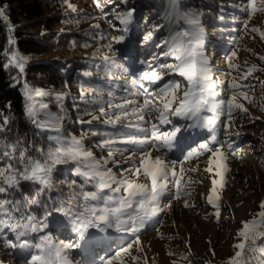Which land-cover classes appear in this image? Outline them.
<instances>
[{
  "label": "rangeland",
  "instance_id": "rangeland-1",
  "mask_svg": "<svg viewBox=\"0 0 264 264\" xmlns=\"http://www.w3.org/2000/svg\"><path fill=\"white\" fill-rule=\"evenodd\" d=\"M122 1L99 0L98 7L97 0H65L67 9L89 13L88 25L93 30L91 36L97 40L96 48L103 54L108 67L100 76L111 82V88L107 93H103L102 97L93 95L96 104L92 103L82 113L83 117L73 115L70 111L72 115L67 118L61 116L59 123L52 124L58 131L64 125L75 126L76 131H68L69 138L82 139V147L91 152L96 160H107L106 167L112 169L118 179L128 176L125 169L134 167L132 163L126 162V157L136 148L148 147L127 145L120 141L127 136H150L153 124L161 131L170 130L171 125L160 123L158 113L155 112L151 115L145 114L142 121L130 117L109 123L110 119L114 120L116 114V110L109 108V104H122L125 100L142 104L144 91L133 81L145 71L155 69L161 64L175 63L173 57L165 56L163 49H155L152 56L150 51L141 55L136 50L135 38L139 32L134 24V13L125 41L112 42V36L123 34V25L119 23L118 15L133 10L137 2L130 0V7L121 3ZM169 2L171 3V0ZM183 2L200 5L186 12L177 10V15L183 23L182 30L190 28L182 18L183 15L195 16L199 21L202 50L209 61L211 76L216 84L217 101L226 102L230 96L235 95V102L243 105L246 110L233 109L229 116L225 105L224 113L219 116L214 131L186 127L192 122L176 116L169 117L173 124L180 126L183 131L177 147L168 154L169 157L173 160L183 159L192 149H197L199 153H194L183 164L185 171L182 188L190 193V197L175 199L174 181L170 178L168 190L160 199V206L164 210L157 213L140 233H117L112 229L100 233L96 229H90L91 236H86L81 242L70 219L52 210V214L48 216L49 227L44 232L31 233L32 242H36L34 238L38 235L47 234L52 236L54 243H79V247L68 250L71 264H107L116 251L129 245L132 246L130 250L118 260H114L113 264H225L227 259L234 255L233 245L240 241L237 233L243 222L253 219L261 211L260 203L264 201V59H261L264 57V38L260 33L264 32V12L252 14L249 19L245 12L248 7L246 0H178L176 6ZM256 7H264L261 0H256ZM246 20L247 28L244 27ZM252 28L259 31L253 32ZM149 34L151 33L147 32L144 37L139 38V43ZM232 52H235L236 56L229 62L228 57ZM81 53L86 54L87 51L75 46L69 50L54 51L48 56L62 55L63 58H69ZM253 66L257 70L244 78V74ZM182 80L183 78L175 73H167L163 81L144 83L148 90L155 91L164 83ZM230 84L239 87L234 89ZM186 87L187 82L184 81L179 94L182 95ZM83 97L88 96L82 95ZM71 108H75L74 105ZM101 108H104L108 115L103 114ZM83 122H99L109 129L104 132L86 130L80 126ZM212 135L216 136V143L212 147H221L225 157L223 163L227 168L223 186L218 188L219 200L216 203L220 209L219 221L215 216V207L208 203L211 181L219 177L215 176V169L211 173L206 171L210 153L199 151V145L209 142ZM109 139L115 142L105 144ZM160 154L153 150V156ZM68 162L76 172L77 162ZM180 167L178 163V174ZM72 181L79 185L83 184L84 178L76 174ZM138 182L147 181L141 177ZM72 183L68 184L70 193H56V208L60 206V201L68 200L73 191L70 187ZM87 189L93 190L91 183L87 185ZM52 190H55L54 187ZM185 199L189 207H185ZM167 205L170 207H166ZM32 214L37 219H43L46 213L41 217ZM26 238H21L20 242ZM137 238L139 244L136 243ZM261 242H264V238L258 239L256 245L264 248V243ZM13 243H17L15 234L5 229L4 234L0 236V264H30L31 256L37 254L38 250L9 247V244ZM183 256L188 258L182 259ZM250 259L251 264H264V254L253 253Z\"/></svg>",
  "mask_w": 264,
  "mask_h": 264
},
{
  "label": "snow or ice",
  "instance_id": "snow-or-ice-1",
  "mask_svg": "<svg viewBox=\"0 0 264 264\" xmlns=\"http://www.w3.org/2000/svg\"><path fill=\"white\" fill-rule=\"evenodd\" d=\"M246 2L248 7L245 8V12L249 19L252 14L264 12V7H256V0H246ZM171 3L175 8L178 0H171ZM261 3L264 4V0H261ZM68 6L72 7L71 4ZM97 6H100L99 0H97ZM133 13L134 9L118 15L117 19L123 25V34L112 36V42L125 41ZM3 17V11H0V18ZM182 18L190 28L177 31L168 42L169 50L165 53V56L173 57L175 63L161 64L155 69L145 71L142 76L133 81L138 83L144 91L142 104H135L131 100H125L122 104H109V108L116 110L114 120L110 119L109 123H116L130 117L142 121L145 114L151 115L155 112L158 113L160 123L171 125L170 130L161 131L157 125L153 124L150 136L145 135L143 138L127 136L120 141L127 145L148 146L136 148L126 157V162L134 165L133 168L125 169L128 176L118 179L112 169L106 167L108 161L96 160L91 152L82 147V139L76 137H71L67 141L61 137L53 138L55 146L35 150L40 158L30 155L28 148H21L19 141L7 143L0 140V160H7V163L0 167V236L4 234L5 229H8L15 234L17 241V243L9 244V247L38 250L37 254L31 256L30 264H71L68 259V250L80 245L77 242L54 243L52 236L47 234L38 235L34 238L36 242H32L33 238L30 234L44 232L49 227L48 216L52 213L46 212L43 219H37L25 209L30 205L40 204L38 198L31 200L25 198L21 203L3 196L9 190L16 189L21 180L39 183L41 189L36 194L39 197L43 191L46 189L50 191L54 187L52 173L57 165L67 163L69 160L77 162L76 174L83 177L84 182L78 185L73 181L70 186L73 191L68 200L60 201V206L54 211L70 219L73 230L81 242L86 236H91L90 229H96L100 233H105L109 229L117 233H140L157 213L164 210L160 206V199L168 190L170 178L174 181L175 199H180L182 196L190 197V193L182 188L181 182L185 171L183 164L194 153H199L197 149H192L183 156V159L173 160L169 157L168 154L177 147V142L183 135L182 128L173 124L169 117L176 116L191 121L192 123L186 127H200L214 131L219 116L224 113L225 105L229 116L233 109H243V105L235 102V95L230 96L226 102L217 101L216 84L211 76L209 61L202 50L199 21L195 16L183 15ZM244 27H248V20L244 22ZM251 31L258 32L259 29L252 28ZM260 35L264 38V32ZM150 38L151 34L146 36L145 40ZM235 56L236 53L232 52L228 57L229 62ZM26 63L23 56L12 53L7 66H15L19 72L23 73ZM255 70H257L255 66L249 68L244 78ZM167 73H175L183 80L164 83L155 91L146 88L144 82L163 81ZM184 81L187 82V87L181 95L179 93ZM24 87V94L28 101L27 114L34 123H38L35 117L39 112L44 111L47 105L37 103L36 97H42L44 93L39 89L30 88L27 83ZM230 87L235 89L239 85L230 84ZM245 98L247 99L246 95ZM100 111L108 115L104 108ZM49 116L51 117V114ZM51 119L53 123H59L58 117H51ZM8 122V118L4 117L0 123V132L4 131ZM114 142L109 139L105 141V144L110 145ZM215 143L216 136L212 135L209 142L199 145V151L210 153L206 171L211 173L215 169V176L219 177V179H212L208 195V203L215 207V216L219 221L220 209L216 203L219 200L218 188L223 186V177L227 168L223 163L225 157L221 147H212ZM153 150L161 154L153 156ZM111 155L109 152L110 157ZM178 163L181 165L179 174L176 170ZM129 177H135V179ZM141 177L147 182H138ZM90 183L93 190L87 189ZM189 206L185 199V207ZM260 209L261 211L253 219L243 222L242 228L237 233L240 241L233 245L234 255L229 257L225 264H251L250 257L253 253L264 254V248L256 245L258 239L264 238V201L260 203ZM25 237L27 238L20 242L21 238ZM136 243L139 244L138 238ZM131 247L129 245L116 251L115 256L108 260L107 264H113L114 260H118ZM187 258V256L182 257V259Z\"/></svg>",
  "mask_w": 264,
  "mask_h": 264
},
{
  "label": "trees",
  "instance_id": "trees-1",
  "mask_svg": "<svg viewBox=\"0 0 264 264\" xmlns=\"http://www.w3.org/2000/svg\"><path fill=\"white\" fill-rule=\"evenodd\" d=\"M135 1L134 24L139 32L135 48L141 55L150 51L151 56L155 49L168 52L171 37L182 30L183 23L177 10L186 12L200 7L191 2H183L174 8L169 0ZM121 3L131 7L130 0ZM0 11L4 13V17L0 18V123L4 116L9 121L4 131L0 132V140L7 143L19 141L21 148H28L30 155L40 158L36 149L55 146V137L67 141L68 131L77 130L75 126L64 125L58 131L52 125L51 117L67 118L72 115L70 111L83 117L82 113L92 103L96 104L93 95L102 97L111 88V82L100 76L108 69L106 59L96 48L97 40L91 36L93 30L88 25L89 13L67 9L65 0H0ZM147 32L151 33V38L139 43V38ZM75 46L87 53L69 58L48 56L54 51L69 50ZM14 52L26 58L23 73L15 66H7L9 56ZM25 83L44 93L42 97H36L37 103L47 105L35 117L38 123H34L27 114ZM82 95L88 97L82 98ZM72 105L75 108H71ZM80 126L93 131L109 129L99 122H83ZM6 163V159L0 160V167ZM71 165L67 162L55 167L52 177L55 190L46 189L37 197L41 185L21 180L16 189L3 196L21 203L25 198H38L40 204L25 209L38 217L52 212L57 206L56 193H70L68 184L76 175Z\"/></svg>",
  "mask_w": 264,
  "mask_h": 264
}]
</instances>
